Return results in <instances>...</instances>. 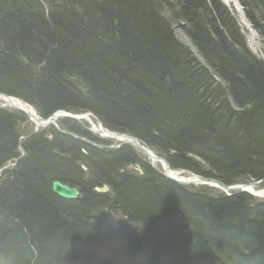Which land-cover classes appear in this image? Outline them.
Segmentation results:
<instances>
[{"label": "trees", "instance_id": "16d2710c", "mask_svg": "<svg viewBox=\"0 0 264 264\" xmlns=\"http://www.w3.org/2000/svg\"><path fill=\"white\" fill-rule=\"evenodd\" d=\"M248 2L264 42V0ZM0 94L45 119L90 113L175 171L264 180V60L219 0H0ZM26 119L0 109V171L14 165L0 173V264H264V200L181 186L130 145L54 128L22 141Z\"/></svg>", "mask_w": 264, "mask_h": 264}, {"label": "rangeland", "instance_id": "374dc122", "mask_svg": "<svg viewBox=\"0 0 264 264\" xmlns=\"http://www.w3.org/2000/svg\"><path fill=\"white\" fill-rule=\"evenodd\" d=\"M228 10H230V12L234 13L236 18H237V21L241 27V29L243 30L244 32V35H245V38L247 40V47L248 49L250 50V52L256 57V58H259L260 60H264V42L262 40V37L260 36V34L252 27V24L250 23L248 17H247V14H246V9L244 8L242 2L245 1V3L247 5H251L249 4L248 0H237V3H238V10L235 9L233 6H230V5H227L225 4L222 0H219ZM254 12L256 13L255 16H257L259 19H260V12L259 11H255ZM176 34L178 36V38L181 40V42H183L185 45H187L192 52L195 53V55L200 59L202 60V58L198 55L194 45L191 43V41L188 39V37L183 33V31L180 29V28H176ZM202 62H204L202 60ZM2 96H0V109H5V110H9L10 112H18L16 111L14 108H10L8 106L7 103L4 102L3 99H1ZM4 98V96H3ZM20 101V100H19ZM22 104L23 102L20 101ZM90 113H86V115H88ZM93 117H95L93 115ZM94 120L96 119L93 118ZM96 121V120H95ZM29 123V124H28ZM83 125L81 126L82 129L85 130V125H87V127L90 128V125L89 123L85 122V121H82ZM20 130L22 132V141L27 137V135H29L31 133V131H35L36 128L28 121V118L26 119L25 123L21 124L20 126ZM122 134V133H120ZM125 134V133H123ZM96 138H100L102 139V137L100 136H97L95 135ZM119 136V135H118ZM121 137H124V136H121ZM102 140H106L107 142H110V146H117L119 145V142L120 141H111V140H108V139H105L103 138ZM125 140V138L123 139ZM123 147V146H122ZM147 147V146H146ZM145 147V148H146ZM137 154L140 155V157L142 158V160L149 164L151 167L155 168L156 170L160 171V172H163V168L162 166H160L158 164V162H156L155 164L150 162L148 160V158L146 156L143 155V153H141L142 151L138 150L137 148L133 147ZM146 149H150V148H146ZM106 150H111V149H106ZM114 150V149H113ZM151 150V149H150ZM152 152L156 153L154 150H152ZM14 165L13 164H10L9 168L13 167ZM138 169V168H137ZM136 167L134 168H130L129 170L130 171H137ZM172 172H176L178 173L179 175H182V178H185V177H188V178H193L194 175L196 174H192V173H188V172H185V171H175V170H172ZM184 176V177H183ZM206 179V178H205ZM252 183H255V182H249V183H246V184H252ZM207 184V183H206ZM204 184L202 185H198V186H188L191 190L193 189H198V188H201V187H209L210 189L214 190L213 192L217 191V192H220V193H223L224 190L222 188V186L218 185V184H214V183H208L207 186H203ZM236 186V185H235ZM256 189L257 192H261V194H254L252 196L256 197L257 199H260V200H264V183L260 184L259 186H257V188H254ZM100 192H104V188L102 190L99 189ZM109 191V190H108ZM225 193V192H224ZM252 193V192H251ZM115 218L118 219V220H124V218L122 217L121 214L119 213H116L114 214ZM134 227H138V225L136 224H133Z\"/></svg>", "mask_w": 264, "mask_h": 264}, {"label": "water", "instance_id": "95a60500", "mask_svg": "<svg viewBox=\"0 0 264 264\" xmlns=\"http://www.w3.org/2000/svg\"><path fill=\"white\" fill-rule=\"evenodd\" d=\"M0 96H2V97L4 96L5 98L9 99L10 101L14 100L12 97H9V96L4 95V94H0ZM14 109L16 111H20L23 114H25V116L27 118H29V117L31 118L32 117V116H29L26 112H23L21 110V107L14 106ZM64 118L65 119L68 118V119H72V120H75L77 122H80V118L78 116L66 114L65 112L56 113V114H54L53 116H51V117H49L47 119L40 117L37 114V112H35V116H33V120L36 121L38 123V125H39L37 128H41V129H46V128H49V127L55 128L56 130L62 132L63 134H66V135H68V136H70L72 138H75V139H77L79 141L85 142L86 144H89L91 146H97L93 142L88 141V140H86L85 138H83L81 136H78V135H76L74 133H71V132L67 133V132H64L63 130H60L59 126L57 124V121L59 119H64ZM97 121L101 124V122L99 120H97ZM37 131H39V130L36 129V132ZM87 131L89 133L93 134L91 129L87 128ZM109 132L113 133L112 131H109ZM116 134H119V133H116ZM125 137L127 138L125 141H122L117 146L107 147V149L108 148L109 149H119V148H121L122 146H125V145H132L135 148H137L138 150L142 151L141 153H143L144 156L150 157L149 151L141 144V142L138 139L134 138L131 135H126ZM100 147L104 148L103 146H100ZM155 159H157L159 162H163L164 163L165 166L163 167V170H164L165 177H167L168 179H170L171 181H173V182H175V183H177L179 185H182V186H195V185H202V184L207 185L208 183H214V184H218V185L222 186V188L225 191H234V192L244 191V192H248L247 191L248 189H244L242 187H239V188L227 187L224 184H222L221 182H218V181L216 182L214 179H212V180L203 179V180H196L195 181V180H181V179L173 178V177H171L169 175V173L172 172L170 164L167 161L161 159L160 157H156ZM136 169L141 175L143 174V171H142V169L140 167H136ZM261 183L262 182H256V183H252V184H247V187L249 186V188L253 189L254 187L259 186ZM96 190L99 191V189H96ZM52 191H53V193L55 195H57L59 198L64 199V200L75 201V200L80 199V196H81L80 195V190L78 188H72V187H70L68 185H65V184L59 182V181H55V182L52 183ZM107 191H108V187H104V192H107Z\"/></svg>", "mask_w": 264, "mask_h": 264}, {"label": "bare ground", "instance_id": "6f19581e", "mask_svg": "<svg viewBox=\"0 0 264 264\" xmlns=\"http://www.w3.org/2000/svg\"><path fill=\"white\" fill-rule=\"evenodd\" d=\"M225 4L227 5H230V6H233L235 9L238 10L237 6H238V3H237V0H222ZM4 100L5 103L8 104V106L10 108H14V106H18V107H21V110L23 112H26L29 116H32L31 118L29 117L28 118V121L36 128L38 129L39 131L40 130H43L41 128H37L39 125L36 121L33 120V116H35V113H34V110L29 107V106H24L21 102H18L16 100H13V101H10L9 99L7 98H1ZM81 119V121H85L87 123H89L90 125V129L92 130L93 134L94 135H97V136H100L102 138H105V139H108V140H111V141H120L119 143H121L122 141H125L127 138L125 137L126 135H129V134H114V133H111L109 132L110 130H105V127H103L97 120L95 121L90 115H83V116H80L79 117ZM29 124V123H28ZM51 128V127H49ZM60 132V131H59ZM66 132V131H64ZM62 133V132H60ZM67 133H70V132H67ZM63 134V133H62ZM66 135V134H65ZM119 135V136H118ZM121 136H124V137H121ZM125 138V140H123ZM142 144V143H141ZM144 147H146L144 144H142ZM147 148V147H146ZM149 151V155L150 157H147L148 160L152 163H156L158 162V164L160 166H162V168L165 166L163 162H159L157 159H155L156 157H160L161 159L167 161L165 158H163L162 156L152 152V150L150 149H147ZM168 162V161H167ZM169 163V162H168ZM170 176L173 177V178H176V179H180L182 178V175H179L178 173L176 172H170ZM184 177V176H183ZM185 178H188V177H185ZM206 179H210V178H206ZM190 180H197L195 178H190ZM212 180V179H210ZM217 182V180H215ZM211 182V181H210ZM220 182V181H218ZM259 182H262L264 183V180L262 181H259ZM222 183V182H221ZM261 183V184H262ZM223 184V183H222ZM208 185V184H207ZM207 185H204V186H207ZM225 185V184H224ZM227 186V185H225ZM227 187H230V188H239V187H242L244 189H248L247 191L249 192L248 194L250 195H253L254 194H261V192H257L256 189H251L249 188V186L247 187V184H242V185H236V186H227ZM224 190V189H223ZM225 191V190H224ZM226 193H229L230 196H232L233 194L235 193H239L240 191H237V192H234V191H225ZM252 192V193H251Z\"/></svg>", "mask_w": 264, "mask_h": 264}]
</instances>
